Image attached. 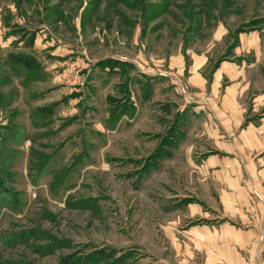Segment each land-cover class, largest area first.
<instances>
[{
    "label": "rangeland",
    "instance_id": "1",
    "mask_svg": "<svg viewBox=\"0 0 264 264\" xmlns=\"http://www.w3.org/2000/svg\"><path fill=\"white\" fill-rule=\"evenodd\" d=\"M0 15L15 51L46 46L39 63L0 49V264H182L188 205L226 217L206 158L264 118V0H0Z\"/></svg>",
    "mask_w": 264,
    "mask_h": 264
},
{
    "label": "crops",
    "instance_id": "2",
    "mask_svg": "<svg viewBox=\"0 0 264 264\" xmlns=\"http://www.w3.org/2000/svg\"><path fill=\"white\" fill-rule=\"evenodd\" d=\"M12 17L14 12L10 10L6 18L11 20ZM13 26L11 23L6 27L0 15V49L11 47L14 50L9 53L28 54L32 61L38 62L33 52L46 49L42 40L36 37L29 45H23V50L27 51L17 52L23 41L4 38ZM246 89L235 92V96L245 94ZM261 104H264V94L257 95L252 102L255 111ZM259 119L263 121L251 125L237 146L224 154L217 152L208 156L206 166L200 169L201 174H215L219 182L222 176L227 182L224 200L220 202L227 212L225 218L212 222L200 213L198 203L188 205L189 216L195 217V221H189L182 230V264H264V118ZM253 190L261 202L252 197ZM200 257L202 262H199Z\"/></svg>",
    "mask_w": 264,
    "mask_h": 264
}]
</instances>
